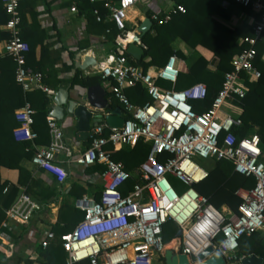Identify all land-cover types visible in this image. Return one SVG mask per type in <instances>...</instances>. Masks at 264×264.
Returning <instances> with one entry per match:
<instances>
[{"label": "built area", "instance_id": "2783aa9c", "mask_svg": "<svg viewBox=\"0 0 264 264\" xmlns=\"http://www.w3.org/2000/svg\"><path fill=\"white\" fill-rule=\"evenodd\" d=\"M89 1H101L108 12L103 21L113 22L121 32L114 39V51L92 66L91 73L100 76L108 93L129 117L124 118L119 129L100 121L91 128L88 146L77 152L63 139L60 123L52 118L47 120L50 141L34 146L31 164L51 175L57 184H63L68 176L59 162L60 155L81 168L101 165L102 188L97 200L84 195L74 203L83 218L70 231L58 237L51 230L43 231L38 246L47 249L57 239L66 254L65 264H154L155 260L163 258L166 250L162 227L170 221L181 231L179 237L175 235L172 239L176 241L172 248L175 252L188 258L197 257L211 247L213 253L223 257L225 264H234L241 259L236 252L243 236L250 237L257 232L264 235V161L256 129L244 130L240 117L225 113L223 107L245 96V81L260 77L254 62L255 46L263 39L264 0H232L250 6L258 18L248 17L247 26L252 35L239 40L246 47L232 59L231 70L224 74L222 86L210 107L201 112H196L191 102L205 99L203 83L174 89L181 62L177 56L172 55L162 66L144 71L133 64L135 60L126 53L128 43L146 49L137 31L141 21L131 29L126 28L128 10L144 4L145 9L150 10L146 17L152 23L164 25L174 15L185 13L182 5L172 0L160 1L158 5L156 0ZM77 2L71 0L68 11L72 15L78 14ZM1 3L7 15L4 29L9 38L0 44V59L14 62L15 82L24 93L40 91L53 102L56 90L44 84L41 72L26 65L29 46L19 35L18 0H1ZM93 15L96 21H101L97 9ZM130 33L132 38L127 40ZM81 54L88 55L85 51ZM261 60L264 61V51ZM159 81L172 87L163 88ZM138 85L146 90L150 99L144 105L132 104L125 93L126 89ZM33 115L34 110L28 102L15 111L18 124L13 131L15 141L35 139ZM106 129L108 132L104 134ZM139 141L148 144L150 152L132 174L126 171L123 163L112 159V153L123 147L132 148ZM195 157L227 161L235 173L253 178L252 188L236 191L241 199L237 213L225 215L207 197L195 191L194 186L208 175L205 168L194 162ZM167 176L177 179L185 189L177 193ZM130 179L134 180L131 190L122 194L120 188ZM6 191L7 188L3 190ZM40 210L41 206L22 189L5 210L4 225L13 231L27 224ZM2 238L6 237L0 234V242Z\"/></svg>", "mask_w": 264, "mask_h": 264}, {"label": "trees", "instance_id": "16d2710c", "mask_svg": "<svg viewBox=\"0 0 264 264\" xmlns=\"http://www.w3.org/2000/svg\"><path fill=\"white\" fill-rule=\"evenodd\" d=\"M163 1V0H161ZM185 8V13L174 15L164 25L152 23L148 33L141 37L145 45L143 58L140 61H132L144 71L149 67H160L167 59L175 55L186 63V71L179 72L174 89L181 90L195 83H203L206 86V97L202 101H192V107L196 112H201L210 107L213 97L221 88L224 74L231 70L232 59L239 54L246 45L238 43L239 39L252 35L250 27H237L234 29L221 23L215 18L219 16L224 20H230L240 13H247L258 18L257 14L251 11L250 6H242L232 0H228V7L222 8L221 0H172ZM155 4V2H153ZM97 9L101 21H96L93 11ZM77 12L84 16L88 33L104 37L105 44L111 46L114 51V39L121 32L113 22L103 21L108 12L101 1L91 3L89 0H78ZM149 17L150 10L144 12ZM20 38L29 46L26 55V65L29 66V59L34 54L35 44L28 41L21 31L24 24V17L20 14ZM7 21L0 0V26ZM108 31V32H106ZM264 35V30H263ZM9 34L6 30H0V41H6ZM180 38L188 47L195 50L201 46L213 54L210 61L205 60L197 52L186 57L175 46V40ZM83 48H87L85 45ZM257 57L255 67L260 72V77L255 80L245 81L246 94L243 98L235 100L234 103L240 108L239 115L243 123V129L255 128L260 138V148L264 158V61L261 60L264 51L263 40L255 46ZM35 70V69H34ZM38 71V70H35ZM39 72V71H38ZM15 64L10 59H0V168L17 170L19 179L17 186H7L6 182L0 181V225L5 218V210L13 203L17 187H24L27 194L42 206L56 203L61 195L57 183L52 179L51 185H46L42 180L32 177L28 170L24 169L20 162L23 159H31L34 153V145H46L49 143L47 127V108L50 105L44 93L33 91L24 93L21 86L15 82ZM101 78L97 74L83 76L76 73L71 80V85H79L83 88L99 86ZM125 93L132 104L144 105L150 101L146 90L138 85L125 90ZM27 101L34 110L32 131L36 134L32 142H17L14 140L13 131L18 126L14 114L24 102ZM113 103L108 105L111 110ZM123 117L129 116L123 112ZM108 130L104 131L106 134ZM150 152V146L139 141L134 147H123L112 153V159L124 164L126 171L135 173L139 165L146 159ZM262 158V161H264ZM162 159V158H160ZM101 165H93L87 168V172L101 173ZM207 177L194 186L195 191L204 197L217 209L226 205L233 213H237L241 199L236 195L239 189H250L254 186L253 178L239 175L233 171L231 163L223 160L212 159L211 167L207 168ZM134 180H128L121 188L122 194L131 190ZM7 188L4 193L3 190ZM98 199V196H96ZM83 218V214L72 205L61 204L58 212L57 222L50 225V230L58 237L70 231L75 224ZM177 227L172 222H166L162 227V235L165 243L171 241L177 232ZM264 238L258 237L257 233L250 237L243 236L239 240L237 258L241 255L264 256ZM243 241L246 246L243 248ZM43 258L42 264H65L66 254L61 248L60 242L56 239L47 249L39 250ZM164 264V259L161 258ZM238 262V261H237Z\"/></svg>", "mask_w": 264, "mask_h": 264}, {"label": "crops", "instance_id": "0c3cea01", "mask_svg": "<svg viewBox=\"0 0 264 264\" xmlns=\"http://www.w3.org/2000/svg\"><path fill=\"white\" fill-rule=\"evenodd\" d=\"M160 1L161 0H156L157 5ZM18 2L19 13L24 17V24L21 28L23 36L28 41L35 44L33 57L29 59L30 68L38 70L43 74V82L50 89L68 90L72 98L83 94L85 88L79 85L72 86L71 80L78 71L79 74L83 76L93 74L91 73V67L86 70L75 68L74 63L76 54H81V51H85L89 54L88 56L96 60L97 64L98 61L102 60L105 55L111 52V46L103 43L104 39H101V35H96L94 32L88 33L84 16H80L79 14L72 15L69 13L68 9L71 5V0H18ZM220 5L222 8L228 7V0H221ZM145 10H147V8L145 9L144 4L128 10L126 17L129 21L126 22V24H129L131 27L135 23L142 21L143 18L146 17L144 14ZM244 14L245 16H243ZM246 14L247 13H243L242 15V13H240L233 16L230 20H224L219 16H215V18L229 28L234 29L237 27H248L247 25L250 22L248 17L250 14ZM0 30H5L4 25L0 26ZM262 40L264 42V35ZM3 42L4 41H0V44ZM85 45L87 48H83ZM175 46L186 57L190 56L193 52H197L207 61L213 58V54L206 48L197 46L195 50H193L180 38L175 40ZM82 56L81 54V58ZM186 66V63L181 60L179 72H185ZM158 84L167 89L172 87L169 83L163 81H159ZM99 86L105 91L108 105L110 106L111 103L114 104L111 110L108 108V111L111 112L119 108L122 111L123 117L122 106L108 93L105 87L106 83L101 81ZM52 104L53 102L50 101V105ZM223 111L234 116H239L241 114L240 108H238L235 103L232 105L226 104L223 107ZM48 119L49 117L47 116L46 122ZM60 125L62 127L63 139L67 145L73 148L74 152L84 150L88 146L89 137L84 141L76 138L77 132L74 122H72L70 118H66ZM34 146L35 145L32 144L33 148ZM30 161L31 159H23L20 165L28 170L33 178L42 180L46 185H51L52 183L50 182L53 177L41 170H37ZM59 162L67 171L68 176L63 184H57V188L61 192L57 202L50 203L44 207L26 193L33 201L41 206V210L35 212L32 219L27 224L17 226L13 231L8 230L4 225L5 218L2 221L0 225V234L4 235L6 238H2L0 242V264H42L43 258L39 254L41 248L38 246V240L43 231L50 230V225L57 222L61 204L72 205L75 208L74 203L84 195L94 198L95 200H97L96 196L99 198L102 188L99 173L87 172L88 167H78L68 162V159L62 155L59 156ZM18 179L19 173L17 170L4 167L0 168V181L6 182L8 184L7 186H17ZM17 188L16 196L22 189L25 191L24 187ZM220 210L223 211L225 215L233 213L226 205H222ZM257 235L260 238H264L262 232H257ZM171 242L172 240L166 244L168 245ZM167 245L166 249H172L171 247H167ZM245 246L246 244L243 241V248ZM242 257L246 256L241 255L240 258ZM234 264H237V262Z\"/></svg>", "mask_w": 264, "mask_h": 264}, {"label": "water", "instance_id": "95a60500", "mask_svg": "<svg viewBox=\"0 0 264 264\" xmlns=\"http://www.w3.org/2000/svg\"><path fill=\"white\" fill-rule=\"evenodd\" d=\"M152 22L145 17L138 25L137 31L140 37L150 31ZM126 53L135 61L143 58L144 50L135 45L128 43ZM74 66L80 70H86L96 64V60L91 56H82L76 54ZM108 100L105 91L100 86H90L85 88V92L79 96L72 98L65 89H57L53 98V104L47 108V116L55 119L59 123H63L66 118H70L74 122L76 129V138L79 140H87L92 135L91 127L97 125L100 121H104L110 128L119 129L122 127L124 118L119 108L112 110L108 114ZM181 234L177 230L176 237ZM264 245V240H263ZM164 264H225V260L218 253H213L211 247L201 252L197 257L177 253L172 249H166L163 255ZM237 264H264V256L250 255L242 257Z\"/></svg>", "mask_w": 264, "mask_h": 264}, {"label": "rangeland", "instance_id": "374dc122", "mask_svg": "<svg viewBox=\"0 0 264 264\" xmlns=\"http://www.w3.org/2000/svg\"><path fill=\"white\" fill-rule=\"evenodd\" d=\"M135 7L137 8L139 6H135ZM126 28L131 29L129 24H126ZM194 162L196 164H198L199 166L205 168V169L211 167V164H212V160L201 159L199 157H195ZM167 180H168L169 184L171 185V187L177 193H181L185 189V186L182 183H180L177 179H175L171 176H167ZM154 264H163V262L161 261V259H157V260H155Z\"/></svg>", "mask_w": 264, "mask_h": 264}, {"label": "bare ground", "instance_id": "6f19581e", "mask_svg": "<svg viewBox=\"0 0 264 264\" xmlns=\"http://www.w3.org/2000/svg\"><path fill=\"white\" fill-rule=\"evenodd\" d=\"M127 14V13H126ZM131 38H132V34L130 33L128 36H127V40H131ZM89 55V54H88ZM87 55V56H88ZM175 245H176V241L174 240V241H172L171 243H169L168 245H167V247H171V248H173V247H175Z\"/></svg>", "mask_w": 264, "mask_h": 264}, {"label": "clouds", "instance_id": "9594fccd", "mask_svg": "<svg viewBox=\"0 0 264 264\" xmlns=\"http://www.w3.org/2000/svg\"><path fill=\"white\" fill-rule=\"evenodd\" d=\"M233 247H234V245H233Z\"/></svg>", "mask_w": 264, "mask_h": 264}]
</instances>
